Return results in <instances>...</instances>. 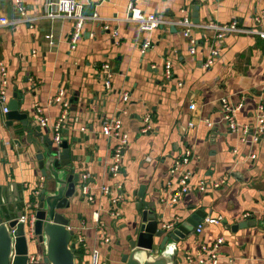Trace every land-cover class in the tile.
<instances>
[{
    "label": "crops",
    "instance_id": "1",
    "mask_svg": "<svg viewBox=\"0 0 264 264\" xmlns=\"http://www.w3.org/2000/svg\"><path fill=\"white\" fill-rule=\"evenodd\" d=\"M45 1L20 0L27 22L0 25V60L7 69V105L16 94L19 109L28 114L32 126H39V115L48 117L50 125L57 121L62 106L49 101L60 91L69 103L61 139L78 157L79 175L90 174L93 196L91 201L82 197L77 185L78 195L69 198L68 227L76 243V263L89 264L90 251L97 248L98 264H122L124 250L119 244L136 215L142 186L143 199L155 202L164 223L182 221L198 209L204 211L201 221L217 220L204 223L200 233L194 227L173 243L178 249L176 264H197L199 245H211L217 238L222 239L218 264H264V128L258 141L250 138L258 125V106L264 109V38L230 33L216 39L213 31L192 27L191 53L176 23L183 9L192 20L193 7L198 5V24L235 22L244 29H264V0H92L99 3L91 13L83 9L87 0H77L87 16L97 19L84 21L73 49L67 40L73 21L42 17ZM129 3L155 13L162 25L139 31L136 24L123 19ZM16 7V0H0V17L13 19ZM114 31L117 35L112 36ZM146 39L152 47L141 54L137 46ZM211 49L218 54L206 67ZM166 61L172 70L169 78L164 76ZM103 63L109 64L113 74L110 92L104 90L100 76ZM122 92L128 94L126 101ZM221 99L240 104L235 131L223 120ZM146 113L151 129L142 133ZM114 116L121 121L127 145L120 173L111 176L107 168L117 139L102 134L100 125ZM6 121L0 110V187L6 200L18 202L41 182L35 159L38 146H27L19 121L11 125ZM50 125L40 128L53 139ZM243 127L250 133H244ZM187 147L192 151L185 166L191 172V189L173 202L178 186L169 169ZM215 179L224 182L207 185L204 191L196 188L201 180ZM116 185L121 186L122 197L117 203L119 215L113 217L101 187L109 186L116 195ZM95 213L101 230L95 225ZM241 221L250 223L231 228ZM31 254L38 252L30 250Z\"/></svg>",
    "mask_w": 264,
    "mask_h": 264
},
{
    "label": "water",
    "instance_id": "2",
    "mask_svg": "<svg viewBox=\"0 0 264 264\" xmlns=\"http://www.w3.org/2000/svg\"><path fill=\"white\" fill-rule=\"evenodd\" d=\"M87 2L83 9L90 13L99 3ZM198 8V5L193 7V23L199 22ZM5 119L7 125L13 120L19 121L27 135V146H38L35 159L42 177L41 182L18 202L6 200L0 187V264H28L30 250L38 252L37 264H77L76 243L68 223L72 205L69 198L78 195L76 186L81 183L76 165L79 159L67 140L61 139L56 144L49 133L29 123L28 114L19 109L16 94L8 101ZM137 196L136 215L127 228L124 242L119 244L124 250L120 262L176 264L178 249L173 243L189 235L204 216L203 209L165 228L162 226L163 213L157 211L155 202L143 199L144 187H139ZM21 216L27 219L21 221ZM249 223L241 221L231 228L235 230Z\"/></svg>",
    "mask_w": 264,
    "mask_h": 264
},
{
    "label": "built area",
    "instance_id": "3",
    "mask_svg": "<svg viewBox=\"0 0 264 264\" xmlns=\"http://www.w3.org/2000/svg\"><path fill=\"white\" fill-rule=\"evenodd\" d=\"M16 13L13 19H9L8 17H0V25L11 26L15 25L16 23L20 22H27L26 18H22L24 14V7L20 5V0H16ZM78 5L77 0H47L44 3L42 17L47 18H54V17H65L69 18L73 21V27L71 32L69 33L67 40L69 47L73 49L76 45L77 40L81 36L82 25L86 19H97L96 16H87ZM183 16L179 19L176 23L178 26L181 27V32L183 37H185L188 42L190 43V52L193 53V45L195 43L194 38L191 36V28L192 27H200L203 29H209L213 31L214 37L216 39H222L225 34L230 33H244L249 35L258 36L260 38H264V29L259 27H254L251 29H244L236 25L235 22L230 23H217L213 21L206 22L204 24H195L192 22L190 15L186 10H182ZM125 21L132 22L137 25L139 31L149 32L153 29L161 26L163 21L155 14V13H147L142 9L134 6L132 3H129L126 8L125 16L123 18ZM117 35V32L114 31L112 36ZM152 47V42L150 39H146L142 41L138 46L137 49L140 51L141 54H144ZM218 54L215 49H211L210 57L205 62L204 66L208 67L211 63L213 58ZM172 70L171 65L168 61L165 62L164 65V76L166 78L171 77ZM100 76L103 82V88L106 92H110L112 90L111 85V78L113 76L112 71L108 63H103L100 66ZM7 85V69L4 63L0 60V110L3 114L8 111V105L6 102V97L4 93V88ZM63 97V92L60 91L58 95L52 98L49 103H60L62 106V111L60 116L58 117L57 121L50 125L49 119L46 116L39 115L37 117L38 125L41 127H49L51 126L54 136L53 142L59 143L61 140V130H62V122L65 121L67 116V109L69 107V103ZM121 98L123 100H127L128 94L127 92L121 93ZM221 111L222 117L227 127L231 131L237 130V122L235 120V111L240 107V104L233 105L226 101V99H221ZM36 112L40 113V109L36 106ZM259 113L257 115V122L258 125L255 127L254 131L250 133L248 131V127H243L244 133H250L251 141H258L259 136L263 131L264 128V120H263V106H258ZM149 121V113H146L143 117L144 126L141 128V132L145 133L151 129L150 125L148 124ZM205 124L207 126H211L210 121L205 120ZM101 133L107 137H114L117 139V144L114 147L112 153V160L108 165L107 171L111 176H116L121 171L122 165V158H123V151L127 145V137L126 134L122 131L121 128V121L118 116H114L113 118L105 119L101 122L100 125ZM192 155V151L189 147H187L182 155L177 158L172 167L169 169V174L174 176L175 175V183L178 186V189L175 191L172 201L176 202L183 194L188 192L191 189L190 179H191V172L186 169V165L190 160V156ZM81 183L79 184L80 187V194L82 197L86 198L87 200H93V196L90 192V174L88 172L81 173L79 175ZM224 182L223 179H215L211 180L208 183L205 181H199L196 188L200 191H204L205 187L209 185L210 187H216L221 185ZM116 195H114L113 190L109 186H102L101 192L106 194L109 197L110 201V215L116 217L119 215L117 211V203L122 197V189L120 185H116ZM113 193V194H112ZM249 216V214H245V217ZM95 225L98 227L99 230L102 229V223L99 221L98 214L95 213L93 215ZM27 218L26 216H21L20 220L25 221ZM217 220L214 218H205L203 221H200L195 226V232L200 233L204 223L213 224L216 223ZM172 222H167L162 224L163 227L169 228L171 227ZM77 242L81 243L83 241L80 235L76 237ZM222 242L221 238H217L214 243L211 245H207L201 243L197 248L195 260L197 264H218L219 254L217 252V248L219 244ZM90 262L89 264H98L99 262V250L97 248H93L90 251ZM40 256L39 255H28V264H37Z\"/></svg>",
    "mask_w": 264,
    "mask_h": 264
}]
</instances>
